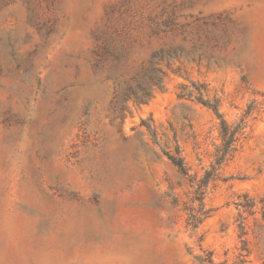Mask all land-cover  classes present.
I'll list each match as a JSON object with an SVG mask.
<instances>
[{
	"label": "rangeland",
	"instance_id": "1",
	"mask_svg": "<svg viewBox=\"0 0 264 264\" xmlns=\"http://www.w3.org/2000/svg\"><path fill=\"white\" fill-rule=\"evenodd\" d=\"M0 264H264V0H0Z\"/></svg>",
	"mask_w": 264,
	"mask_h": 264
},
{
	"label": "trees",
	"instance_id": "2",
	"mask_svg": "<svg viewBox=\"0 0 264 264\" xmlns=\"http://www.w3.org/2000/svg\"><path fill=\"white\" fill-rule=\"evenodd\" d=\"M197 100L211 108L212 111L217 115L220 119V131L223 139V144L220 149L219 156L217 157V164H220L225 158L226 155L234 149V143L236 141L235 134L241 128L240 124H236L235 126H230L223 118L221 113L218 111V106L216 103H212L207 99H204L202 96H198ZM168 158L173 162V164L182 172L187 173L182 158L180 156H174L168 154Z\"/></svg>",
	"mask_w": 264,
	"mask_h": 264
}]
</instances>
